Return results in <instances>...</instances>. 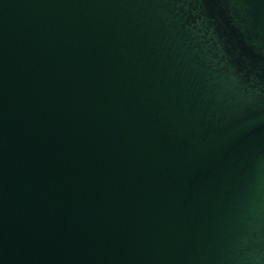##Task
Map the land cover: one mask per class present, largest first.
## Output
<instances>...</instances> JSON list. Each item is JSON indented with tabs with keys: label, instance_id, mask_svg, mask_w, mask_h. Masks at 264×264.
Here are the masks:
<instances>
[{
	"label": "water",
	"instance_id": "water-1",
	"mask_svg": "<svg viewBox=\"0 0 264 264\" xmlns=\"http://www.w3.org/2000/svg\"><path fill=\"white\" fill-rule=\"evenodd\" d=\"M0 264H264V0H0Z\"/></svg>",
	"mask_w": 264,
	"mask_h": 264
}]
</instances>
